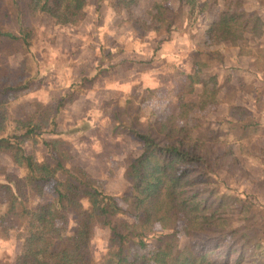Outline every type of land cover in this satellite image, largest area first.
I'll return each mask as SVG.
<instances>
[{"label": "rangeland", "instance_id": "374dc122", "mask_svg": "<svg viewBox=\"0 0 264 264\" xmlns=\"http://www.w3.org/2000/svg\"><path fill=\"white\" fill-rule=\"evenodd\" d=\"M237 3L87 0L76 24L57 25L48 15L30 14L21 2L28 40L0 38V138L28 135L22 147L36 163L54 168L55 159L62 160L71 175L118 198L129 212L127 169L142 151L135 132L156 136L159 122L175 118L176 133L232 148L241 170L216 171L214 188L253 208L222 225L229 231L241 227L239 235L264 246V0H240L243 11L261 18L258 34L246 26L242 41L211 40L222 14ZM16 16L13 1L0 0V28L18 31ZM26 169L0 152V183L7 175L25 177ZM24 188L30 210L55 199L51 184L42 192L32 182ZM4 213L0 203V217ZM119 219L135 222L128 215ZM8 223L0 229V264H15L20 253L18 227L23 230L24 222ZM161 233L156 226L146 253L157 248ZM110 234L108 228L95 231V260L107 252ZM195 240L196 247L209 242ZM138 248L131 240L126 251L132 256Z\"/></svg>", "mask_w": 264, "mask_h": 264}, {"label": "trees", "instance_id": "16d2710c", "mask_svg": "<svg viewBox=\"0 0 264 264\" xmlns=\"http://www.w3.org/2000/svg\"><path fill=\"white\" fill-rule=\"evenodd\" d=\"M12 1L19 29L11 32L0 28V38L25 43L28 34L23 28L21 2L30 14L48 15L57 25L76 24L87 5V0ZM237 2L235 8H227L211 32L212 44L242 41L246 26L250 34L260 32L261 18L243 11L240 0ZM174 121L175 118H168L159 122L160 133L156 136L135 132L142 151L127 169L132 183L131 193L125 197L129 212L121 207L118 198L91 189L90 184L71 175L62 160L55 159L54 168L36 163L22 147L28 135L14 133L1 137L0 152L7 154L16 168H27L25 177L7 175L5 183H0V203L5 211L0 217V229L5 223L12 226L8 222L15 219L24 222L23 230L18 227L23 236L15 264H264L261 243L239 235L241 227L229 231L222 225L236 212L242 214L253 208L249 201L221 194L214 188L216 171L241 170L232 148L176 133L171 124ZM167 128L170 132L163 135ZM54 147H58L57 143ZM62 171L70 176L61 179L58 173ZM29 182L39 192L51 184L55 199L38 210H30L24 192ZM71 214L76 224L73 232ZM127 215L135 222L119 219ZM156 226L162 229L159 244L146 253L147 239ZM98 228H108L111 234L107 252L97 261L91 244ZM182 237L194 242L181 245ZM230 237L234 239L228 242ZM195 239L209 242L196 247ZM131 240L139 247L132 256L126 251ZM213 252H218L216 259Z\"/></svg>", "mask_w": 264, "mask_h": 264}]
</instances>
